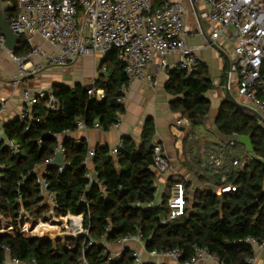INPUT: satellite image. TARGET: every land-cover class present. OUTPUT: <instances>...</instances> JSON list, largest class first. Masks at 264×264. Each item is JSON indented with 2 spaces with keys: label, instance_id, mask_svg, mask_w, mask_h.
<instances>
[{
  "label": "trees",
  "instance_id": "16d2710c",
  "mask_svg": "<svg viewBox=\"0 0 264 264\" xmlns=\"http://www.w3.org/2000/svg\"><path fill=\"white\" fill-rule=\"evenodd\" d=\"M10 4L9 20L19 14L18 0ZM160 0H154L158 6ZM30 46L20 37L15 57L30 54ZM103 69L106 72H103ZM129 80L118 51L110 52L100 63L95 88L103 90L101 102L88 95L83 85L56 84L51 92L58 111L46 108L48 99L39 100L30 116L4 127L5 137L20 146L13 155L0 143V264L5 249L12 258L36 264H136L134 252L125 250L116 258L97 243L108 239L117 244L126 237L142 236L147 253L173 250L182 252L181 263L190 261L195 248H205L221 264H249L254 247L249 238L264 240V165L249 154L234 169L211 174L208 188H198L190 196V186L170 178L162 203L156 205L158 173L154 170L155 124L148 119L138 143L130 137L121 140L116 156L108 146H97L92 159L96 177L89 170L86 139L66 138L77 131L83 120L87 129L98 124L108 132L126 108L119 100ZM214 90L207 65L201 61L195 70L171 71L167 93L171 104L193 127L209 115L207 95ZM216 127L227 137H249L254 153L264 160V128L249 110L226 98L219 110ZM66 149V167L47 168L57 147ZM239 143L229 144L231 148ZM235 160L232 161V164ZM223 177L225 180L223 181ZM206 181V182H207ZM55 197L51 209L42 193L44 184ZM182 183L186 189V209L170 221L168 201L171 188ZM226 187L235 192L219 193ZM149 264V263H143Z\"/></svg>",
  "mask_w": 264,
  "mask_h": 264
},
{
  "label": "built area",
  "instance_id": "2783aa9c",
  "mask_svg": "<svg viewBox=\"0 0 264 264\" xmlns=\"http://www.w3.org/2000/svg\"><path fill=\"white\" fill-rule=\"evenodd\" d=\"M4 2V0H0ZM199 20L191 3H173L160 0L158 6L154 0H18L19 14L10 19L11 30L18 37L25 39L30 46V54L17 58L12 56L19 66L17 77L10 83L12 89H18L22 83L33 78L47 69H65L70 64L86 57H96L100 61L112 51H118V60L125 65L129 86L123 89L125 97L119 100L124 104L129 88L136 82L150 87H156L157 82L149 73L152 66H157L159 72L168 75L171 71L179 70L192 73L200 62L193 50L186 46L188 33V17L193 16L201 25L210 28L208 46L217 47L222 38L233 42L234 62L232 69L237 76L238 95L245 98L249 105L258 112H264V0H195ZM198 32L203 35L199 27ZM40 38L42 43L37 44ZM48 45L54 51L43 52V46ZM0 49L9 51L5 47V38L0 35ZM171 56H177L179 61L175 65L169 63ZM103 72H106L103 69ZM94 86L88 95L101 102L104 98L103 90ZM169 80V79H168ZM25 103L21 109L19 120L25 121L31 114L33 107L39 100L48 99L46 108L58 111L59 103L51 90H38L35 93H23ZM7 102L0 101V117L6 112ZM121 118L113 124L111 129L121 125ZM187 121L177 122L183 126ZM77 131H87L83 120L76 123ZM96 124L94 129H99ZM71 132H66L69 135ZM238 137V136H235ZM0 143L4 144L13 155L20 153V146L13 140L0 134ZM234 142L232 143V145ZM121 142L111 149L116 156L121 148ZM63 154L66 149L60 144L55 157ZM46 161V165L52 162ZM95 157L92 150L88 153V163ZM210 171L213 175H220L224 169V157L221 154H211L209 157ZM238 161L233 166L237 167ZM154 170L159 175H165L170 170V163L161 145L154 146ZM3 169L0 166V171ZM64 167H60L62 171ZM225 178L223 177V181ZM45 183L42 193L46 202L55 209L56 202L53 194L48 192ZM235 188L226 187L219 193L235 192ZM186 189L182 183H176L171 188L168 201L169 220L173 221L184 215L186 209ZM143 243L142 236L126 237L119 243ZM247 243L257 251L264 250L262 242L249 238ZM152 258H168L181 263L182 252L173 250L162 253H149ZM254 257L249 264L255 263ZM117 255H112L116 258ZM136 264H143L138 254H134ZM205 260H216L205 248H195V255L183 264H197ZM21 264L12 258L9 248L5 249L4 264ZM36 264L35 261L29 262Z\"/></svg>",
  "mask_w": 264,
  "mask_h": 264
},
{
  "label": "crops",
  "instance_id": "0c3cea01",
  "mask_svg": "<svg viewBox=\"0 0 264 264\" xmlns=\"http://www.w3.org/2000/svg\"><path fill=\"white\" fill-rule=\"evenodd\" d=\"M0 4L2 7H10V4L6 2H0ZM9 13L8 10L6 12L8 18ZM189 17V30L185 39L186 46L194 51L202 63L207 65L214 86V90L207 95V99L211 103V110L201 126L193 128L186 119L172 110L171 104L175 98L170 96L166 91V84L169 79L168 75L164 72H159L155 65L149 69V73L157 82L156 87L136 82L129 88L124 103L126 113L122 116L119 128L111 129L108 132L103 131L101 128L88 129L84 132H74L64 136L75 140L86 139L91 150H94L97 146H108L112 149L124 137H130L139 143L146 121L152 119L156 128L154 141L163 147L164 153L170 163L169 172L165 175H158L157 187L158 191L160 189V194L157 193L156 205L162 203V197L167 191V184L172 177L183 180L187 186H190V191L193 193L202 186L210 185L206 181L211 178V174L209 173V157L211 154L217 153L223 155L224 168L226 170L234 169L233 160H242L235 153H244L245 157L248 155L246 148L241 144L236 148L238 152L232 153L233 148L229 144L233 143V137L222 135L216 127L220 107L229 96H232L240 106L253 109L245 98L238 95L237 76L232 69L235 44L222 38L217 43V49L209 47L208 44L211 42L210 31L209 33L206 31L207 28L210 30L209 26L206 23L201 25L200 22H196L193 16V19L189 20ZM202 26L209 40L204 34L201 35L198 32V28L202 29ZM36 43H42L41 39L37 38ZM53 51L50 46H43L44 53ZM12 56L15 57L13 52L8 53L0 49V101L7 102L6 112L0 117V134H4V127L8 123L19 117L25 103L23 95L25 91L35 93L38 90H51L52 86L56 84H63L69 87L78 84L83 86L89 83L92 84V81L85 82V79L81 77L73 78L71 75L73 73L67 70L63 71L66 68H52L42 71L33 78L26 79L20 88L12 89L10 83L17 77L19 70V66L13 61ZM22 57L25 56H19V58ZM86 58H82L74 64V71L79 67L77 66L78 63L80 65L86 64L84 61ZM178 61L179 58L177 56L169 58L171 65H175ZM71 66H73V63L69 65V67ZM99 66H97L95 73L91 71L90 75L95 76ZM82 69L80 67V70ZM258 113L262 117V120L259 119L260 126L264 128V112ZM181 120H186L187 122L183 126L178 127L177 122ZM89 170L91 177L95 178L96 173L92 161L89 164ZM51 209L53 210V208ZM106 246L112 255H119L125 250H131L140 256L143 263L182 264L168 258H152L147 253L144 244L140 242L107 244ZM254 251L256 254L254 264H264V250L256 251L254 249ZM21 264L30 263L22 262ZM197 264L221 263L217 260H205Z\"/></svg>",
  "mask_w": 264,
  "mask_h": 264
},
{
  "label": "water",
  "instance_id": "95a60500",
  "mask_svg": "<svg viewBox=\"0 0 264 264\" xmlns=\"http://www.w3.org/2000/svg\"><path fill=\"white\" fill-rule=\"evenodd\" d=\"M191 3L194 7V10L196 12V15L198 17L199 20V15L197 13L196 10V4H195V0H191ZM10 10L9 6H4L2 7L0 4V35L2 37L5 38V47L9 52H14L16 50V47L19 43V37L18 35L14 34L13 31L11 30V21L9 20V18L6 15V12ZM206 36V34H204ZM207 37V36H206ZM207 39L209 40V38L207 37ZM214 49H217V47H213ZM102 62V61H101ZM84 90H86L87 92H89L90 90L93 89V85H86L83 86ZM229 99L234 102L236 105L240 106L234 99L232 96H229ZM242 107V106H241ZM247 110H249L251 113H253L254 115H256L260 120H262L261 115L256 111L253 110L251 108L248 107H243ZM233 142L235 143H239L242 146H244L246 148L247 153L255 160L261 162L264 165V160L261 158H258L255 153H254V149H253V145L251 142V139L249 137H235L233 136ZM154 146H151V149H153ZM60 167H66V158L64 157L63 154H58L55 159L50 162L49 164H47V168H60ZM101 248H107V244H108V239H104L102 242L97 243Z\"/></svg>",
  "mask_w": 264,
  "mask_h": 264
},
{
  "label": "rangeland",
  "instance_id": "374dc122",
  "mask_svg": "<svg viewBox=\"0 0 264 264\" xmlns=\"http://www.w3.org/2000/svg\"><path fill=\"white\" fill-rule=\"evenodd\" d=\"M169 1H171V2H173V3H183V4H186V0H169ZM193 19V17L192 16H190L189 17V20H192ZM206 31H207V33H209V29L207 28L206 29ZM80 60V59H79ZM79 60H77L76 62H74L73 63V66H71V67H67L65 70H63V71H68V72H71V73H73V74H71L72 75V77L73 78H84L85 80V82L86 81H94V79H95V76H92V75H90V72L92 71V72H94L95 73V70L97 69V66H99V63L101 62L100 60H99V58H96V57H92V58H86V59H84V61L86 62V64H84V65H80L79 63H78V65L77 66H79L78 68H77V70H75L74 71V67H75V65L74 64H76ZM82 62V61H81ZM87 62H88V64H87ZM80 67H82L83 69L82 70H80ZM92 69V70H91ZM67 72V73H68ZM92 76V78H90ZM87 85H91L90 83L89 84H87ZM4 146V145H3ZM236 148L237 147H234L233 148V150H232V153H235V152H238V151H236ZM235 155L239 158V159H242V160H244L245 159V154L243 153V154H241V153H235ZM242 160H240L241 162H242ZM207 183H208V181H207ZM208 186L209 185H205V186H202V187H200V188H203V189H205V188H208ZM192 191H190V196L192 197ZM158 194H160V189H159V191H158Z\"/></svg>",
  "mask_w": 264,
  "mask_h": 264
}]
</instances>
